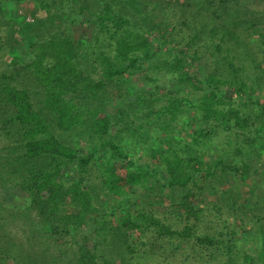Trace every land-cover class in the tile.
Masks as SVG:
<instances>
[{
  "label": "trees",
  "instance_id": "trees-1",
  "mask_svg": "<svg viewBox=\"0 0 264 264\" xmlns=\"http://www.w3.org/2000/svg\"><path fill=\"white\" fill-rule=\"evenodd\" d=\"M4 1L0 264H264V202L245 199L220 180L227 173L244 179L264 147V95L255 91L264 86V0H142L138 16L123 9L128 0H103L92 10L89 0ZM83 12L98 18L109 52L74 38L71 25ZM151 13L160 16V33L170 24L155 40L142 31ZM136 70L151 84L168 76L176 87L128 92L125 76ZM110 102L114 115L103 111ZM182 114L204 126L190 142L168 138L166 151L153 149L151 132L172 133ZM212 142L222 150L209 163L206 144ZM134 144L164 166L167 177L157 188L163 198L153 201L170 195L174 201L162 211L152 202H123L112 156L123 159L130 183L157 190L150 180L156 168L130 155ZM44 181L52 182L51 191ZM6 189L15 191L12 207L2 202ZM24 216L29 232L23 242L6 230L5 219ZM44 226L63 245L70 244L72 229L80 231L71 258Z\"/></svg>",
  "mask_w": 264,
  "mask_h": 264
},
{
  "label": "rangeland",
  "instance_id": "rangeland-1",
  "mask_svg": "<svg viewBox=\"0 0 264 264\" xmlns=\"http://www.w3.org/2000/svg\"><path fill=\"white\" fill-rule=\"evenodd\" d=\"M70 1H75L78 2L80 0H70ZM90 1V5H91V10L92 9H96V7L98 6V3L103 1V0H89ZM256 2V0H254ZM142 2V0H128V3L125 2L123 9H126L127 11H129L132 15L134 16H138L139 13L137 11V3ZM5 3H8L4 0H0V6L4 5ZM155 3V2H154ZM153 2H149L148 5L150 4V6L154 5ZM156 4V3H155ZM256 6L261 7V3L259 5H257L255 3ZM15 8V14L18 15V21L16 23V27H20V22H22L23 19H21L20 15V9L16 6H14ZM4 11V10H3ZM2 12V16L5 18L6 14L5 12ZM150 18H148L146 20V27H144L142 29L143 32H145L147 35H149V37H151L152 39H156L159 36H161L162 34H164L165 32H168L170 29V24L168 22H164L162 25L163 31L161 32L158 30V27L156 25V23L158 21H160V16L158 14L155 13H151V15L149 16ZM27 18V17H26ZM80 18V19H79ZM92 19V15H88L87 12H83V14L79 17H77L74 21V23L71 25L72 30H73V36L76 39H82V40H86L88 41V43L90 45H92L94 47L95 50L101 51V50H105V52H109L110 48V43L111 40H108L107 34L105 29H103V27L101 26L100 22L98 21V18H94V20ZM27 21H31V17H28L26 19ZM37 23V27H38ZM30 33V32H29ZM17 34V33H16ZM24 38V37H23ZM173 40H171V42H175V38H173ZM162 42V41H161ZM161 42H157L156 44H153L154 49L160 50L161 46L163 43ZM200 43V42H199ZM8 57V56H7ZM8 59V58H6ZM192 65L190 66L191 68L194 67V64L191 63ZM143 70H136L135 72H133L131 75H126L125 78L128 82L127 84V88L128 92H133L134 90H141L144 91L148 94L150 93H161L168 90L173 89L174 87H176L175 83L169 79L168 76H166L164 79H160L158 81H156L154 84H151L149 81H147L144 76L142 75ZM136 75H139V79L136 78ZM194 78L195 83H198L199 85L201 84V81L199 80V78L196 79V74L195 73H191L190 74V79ZM200 90L199 93L202 95H206L207 93V88H205L204 86L200 85ZM231 88V87H230ZM229 89V86H228ZM185 90V89H184ZM256 93L262 94L264 95V92L262 93V91H264V86H262L261 88H259L258 90H255ZM256 94V95H259ZM112 102L109 103V106L107 108H105V112H109V114L114 115L115 113V108L114 105L112 106ZM102 110H99L98 113V118L101 119L102 117ZM204 126V121H201L199 119H192L190 116L187 115H180V119L179 122L177 123V125L175 126L174 130L172 131V133L167 134L163 131H153L151 132V141H150V145H152L153 149H158L160 152L162 151H166V145H167V139L168 138H173L174 141L179 142V143H185V142H190V138L192 133H196L198 132V129ZM220 142V141H219ZM133 143V142H132ZM213 143L217 144V146H213ZM135 145V144H134ZM88 148V145L86 144V146H81L78 145V149L81 152H85V150ZM234 148H237V146H235ZM259 152H260V156L256 157L254 159L252 168L250 170V173L244 177V179H239V180H234L230 174H223L221 175V185L225 186L227 184H231L234 185L235 188H237L240 192H242V197L245 199H248L251 195L255 196L256 198H258L259 200L264 202V181L261 182V175L262 172L264 173V147L261 145L258 148ZM221 150H222V143H217V142H212V143H207L206 144V158L208 159L209 163H212L213 157L214 155L218 156L221 154ZM146 147H136L135 146H130L129 148V153L132 156H135L137 160L139 161H144V162H150L153 164V166L156 168V173L157 175H151L150 176V180L153 182V184L156 186V189L159 187L158 184L162 183V179L167 177V174L164 170V166L163 164L161 165V162H159L158 160L155 159H150L149 155L146 154ZM228 157L223 158L224 162H228ZM112 161H113V165H112V173L113 176L117 179V181L121 184L124 185V190L125 193L123 195L124 199L123 202L125 204L131 203L135 206H141L143 203L146 204L147 202H152L153 206L159 210L162 211L164 209H166L169 205V203L174 201V198L170 195L168 197H166V199H162L163 203H159L156 201H153L155 198H163V193L161 192V190L159 191L154 190V192H151L150 190H144L143 188H141V186L139 184H132L129 181V176L126 172V168L124 165V161L123 159L116 157V156H112ZM231 161V160H229ZM68 173H69V177L73 178L75 175V168L74 166H72L70 169H67ZM207 174V172H206ZM263 176V175H262ZM161 179V180H160ZM259 182V186L258 188H256L255 183ZM45 191H51L53 188V184L50 181H44L43 184ZM11 189V188H10ZM10 189H6L4 196L2 197V202L5 206H13V190ZM16 191L19 190V188L15 187ZM13 194V195H12ZM199 193L197 192L196 189L192 190L191 193V197L197 199L198 198ZM177 197H175V200H177ZM20 200V199H19ZM20 204L19 205H25L27 201L21 202L19 201ZM176 208V212L177 213H183V206L181 205H175L174 206ZM82 217H80L81 219ZM26 217H20V219H18V221L15 222H11V218H7L5 219L7 226H6V230L8 232H10V234L15 237L16 239H20L21 241H25L27 236H28V232H29V225L27 224ZM44 232H46V234H51L49 236H52L53 242L55 243L56 247H62V249L64 250V252H67L68 255V259L72 257V251H71V247H73L77 241H80L82 239V235L80 233V231L77 228L72 229L70 235L68 236V239L70 238V244L69 245H63L62 243V238H60L59 236H57L56 234H54L53 232L50 231L49 226H44ZM137 233V232H135ZM250 235H252V233L250 232ZM86 246H90V243L85 241L84 242Z\"/></svg>",
  "mask_w": 264,
  "mask_h": 264
}]
</instances>
